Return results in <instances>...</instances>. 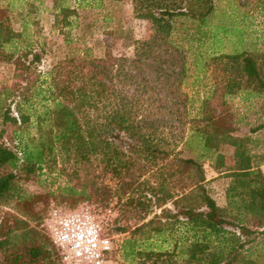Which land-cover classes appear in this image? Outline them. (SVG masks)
Masks as SVG:
<instances>
[{"label": "trees", "instance_id": "obj_1", "mask_svg": "<svg viewBox=\"0 0 264 264\" xmlns=\"http://www.w3.org/2000/svg\"><path fill=\"white\" fill-rule=\"evenodd\" d=\"M123 1H131L135 18L149 21L152 30L148 39L135 41L132 58L110 52L90 56V49L82 46V32L63 33L64 53L44 74L36 69L43 49L25 52L24 58H31L26 65L17 61L16 69L31 75L15 90L3 91L5 98L16 94V116L9 106L0 110L2 124L14 127L10 142L16 147L0 144V206L15 198L26 203L29 199L18 192V176L37 179L44 170L77 180L59 187L60 195L90 199L86 183L95 185V169L102 165L104 174L116 179L119 200L141 206L146 210L143 216L152 200L160 209L134 227L132 235L145 236L142 231L147 229L153 236H170L169 240L162 237L156 250L138 249L136 239L130 237L122 247L126 259L141 258L140 264L158 260L164 264H264V173L253 163L251 152L255 142L251 135L264 129V116L248 135L239 136L226 102V97L239 92L264 99V57L247 52L211 57L206 67L220 65L222 75H216L214 67L213 88L203 99L199 116L190 118L187 96L180 89L187 72L185 51L174 43L171 33L179 18L202 26L214 9L213 1L75 0V7L59 5L60 19L57 16L54 22L69 32L77 26L71 18L79 9ZM53 3L56 8L57 0ZM198 32L200 41L205 33ZM8 34L0 24V47L9 42ZM30 125L33 134L24 137L21 131ZM222 145L233 148V165L224 170ZM184 150L192 152V157H180ZM204 161L230 178L224 207L204 187ZM181 174H187L188 183H182ZM146 175H159L161 181L156 186L148 179L140 181ZM174 185L180 188L171 193ZM168 203L171 208L165 207ZM10 216L15 223L0 236V264H39L45 259L60 264L53 244L50 253L39 231H21L27 223ZM16 232L21 241L14 240ZM28 234L36 235V241L27 240ZM165 244L170 247L164 248Z\"/></svg>", "mask_w": 264, "mask_h": 264}, {"label": "rangeland", "instance_id": "obj_2", "mask_svg": "<svg viewBox=\"0 0 264 264\" xmlns=\"http://www.w3.org/2000/svg\"><path fill=\"white\" fill-rule=\"evenodd\" d=\"M54 0H0V24L3 25L4 32H8L10 40L3 47H0V110L10 107L11 114L14 113L13 101L16 99V94L9 98H5L3 91L6 89H16L19 84L25 83V77H29L31 72L16 69L17 61L25 65L31 59L30 56L24 58V53L27 51H40L41 62L37 64V71L44 74L50 69L64 53L61 49L63 45L64 34L70 33L73 35H84V45L90 49L89 55L92 57H102L106 52H110L115 57H133V47L135 41L146 40L151 34V24L147 20L137 19L133 14V6L131 1H123L117 4L105 3L102 8L87 7L79 9L75 19L77 26L68 30L61 31V25L55 23V17H59V5L75 7V0H57L56 8L53 6ZM214 5L213 14L207 18L208 21L201 26L199 22L191 19L179 18L176 19L173 25L171 38L174 43L184 49L186 56V77L183 84L180 86L181 93L186 95V109L190 118L197 117L200 114L201 104L208 89L213 88V80L211 71L216 69V75H222L219 71V66L209 65L210 58L224 54H234L246 51L251 53L255 51V39L259 36L257 31H252L249 24L255 25L256 13L255 6L257 0H212ZM228 13L229 16L226 14ZM230 13V14H229ZM240 14L246 16L245 23L240 19ZM251 17V19H249ZM253 20L254 22H251ZM244 27H242V23ZM264 20L261 21L262 24ZM263 25V24H262ZM206 26V29H205ZM211 26H224L230 30L226 34H218L214 40L205 42V37L199 39L198 29L205 33V30ZM243 28V33L239 29ZM7 37V36H6ZM7 37V38H8ZM223 53V54H221ZM19 74L22 80H19ZM14 92V91H13ZM12 92V93H13ZM233 97H226V102L231 110L233 118L236 120L239 136L249 134L251 128L256 127L263 122L264 99L262 102L251 99H242L239 94ZM262 119V121H261ZM247 124V125H245ZM14 129L9 124H2L0 117V144L14 149L15 142H10L12 138L11 131ZM22 135L29 136L33 134V126H24ZM252 139L257 143L251 146V152L254 156L253 163H256L264 173V130L257 131L251 135ZM224 156L225 168L233 165V148L227 145H222L219 149ZM182 158L192 157V152L184 150L181 154ZM171 161V160H169ZM143 163V161H141ZM205 182L204 187L209 196L215 201L219 207H224L225 190L229 184L230 178L226 177L225 172L218 173L209 162H203ZM96 176L93 180L95 185L86 183L85 192L90 194V199L83 200V196L70 197L68 195H60L59 187L65 185H74L76 179L70 176L58 175L55 172L48 173L43 171L42 175L37 179L24 180L22 176L18 180L20 196H25L29 200L26 203H18L15 198L14 202L3 207L0 206V236L7 228L14 226L15 219L10 215L15 216L19 221H24L27 226L21 231L36 229L41 233V238L45 245L49 244L50 253L53 251L50 245V238L44 227L48 213L54 208L63 210H74L80 207H88L95 213L104 226H106L111 235H115L114 243L118 250L111 258L108 264H140L143 259L128 258L126 259L123 252V242L130 237H134L137 241L138 249L156 250V245L162 241V237L169 240L170 236H153L151 233H146L144 229L143 235L137 233L132 235L134 227L151 219L153 214H159L160 209L156 208L153 200L148 204L147 215H144L146 210H141V206H130L125 204V198L119 200L116 186V179L111 175L104 174L102 165L97 166ZM3 172V171H2ZM187 174H181L182 183H188ZM148 179L153 186L158 185L160 176H144L140 177V181ZM106 185V186H105ZM144 187V185H143ZM140 187V190L143 189ZM79 189V185L77 186ZM180 185H174L171 188V193L177 191ZM49 193V194H48ZM141 197V196H140ZM149 198V196H148ZM15 205L17 208H15ZM147 205V203H145ZM166 208H171L170 203L165 205ZM22 228V225L19 226ZM124 227L125 232H118L115 229ZM154 227V225H153ZM17 237L14 240L21 241L20 232H16ZM36 235L28 234L27 240L35 239ZM36 241V239H35ZM151 245H148V244ZM164 245V248H169L170 244ZM162 248L161 250H163ZM257 255V253H254ZM3 258V253L0 252V260ZM180 262H176L179 264ZM39 264H51L48 259L41 261ZM148 264H164L162 260L148 262Z\"/></svg>", "mask_w": 264, "mask_h": 264}, {"label": "built area", "instance_id": "obj_3", "mask_svg": "<svg viewBox=\"0 0 264 264\" xmlns=\"http://www.w3.org/2000/svg\"><path fill=\"white\" fill-rule=\"evenodd\" d=\"M60 264H108L118 250L102 220L88 207L54 208L44 223Z\"/></svg>", "mask_w": 264, "mask_h": 264}, {"label": "crops", "instance_id": "obj_4", "mask_svg": "<svg viewBox=\"0 0 264 264\" xmlns=\"http://www.w3.org/2000/svg\"><path fill=\"white\" fill-rule=\"evenodd\" d=\"M213 7H214V5H213ZM214 10H215V8L213 9L212 14H213ZM254 13H256V17H257L256 21H255L256 24L255 25L249 24L248 27L252 31H257L259 36L256 37V39H255V45H256L255 51H251V53L262 55L264 57V23H262L263 25L259 24V23H261V21L264 20V0H257ZM226 15L229 16L228 13ZM246 16L240 14V19L244 23L246 21ZM249 19H251V17H249ZM207 22L208 21H205L206 26H207V24H206ZM251 22H254V21L251 20ZM244 23L241 24L242 27L245 26ZM206 26H205V29H206ZM208 30L209 31L205 30V42H210V40H214L218 34H226V32H228L230 29L228 27H224V26H211L208 28ZM235 32L243 33L244 29L240 28L239 32L235 29ZM243 52H246V51H242L240 53H243ZM221 54H223V53H221ZM214 55H217V54H213V56ZM224 55H230V54H224ZM210 92H211V89H208L205 97H207L210 94ZM237 94H239V97H241L242 99H250V98L252 99L253 98V100H257V101L262 102L261 98H259L258 96H256L255 94H253L251 92L250 93L239 92ZM233 96L235 97L237 95H233ZM233 96H231V97H233ZM261 121H262V119H261ZM245 125H247V124H245ZM262 130H264V129H262ZM255 145L257 146L256 142H255Z\"/></svg>", "mask_w": 264, "mask_h": 264}]
</instances>
